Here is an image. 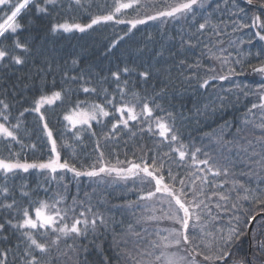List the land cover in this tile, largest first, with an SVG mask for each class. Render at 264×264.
<instances>
[{"label":"snow or ice","instance_id":"6c2138e0","mask_svg":"<svg viewBox=\"0 0 264 264\" xmlns=\"http://www.w3.org/2000/svg\"><path fill=\"white\" fill-rule=\"evenodd\" d=\"M70 0L68 9L75 7L87 13L85 22L51 23L48 31L53 34L80 33L90 34L96 31L98 26H107L111 22L113 25H126L123 35L111 39L104 46V55L112 56L126 37L134 35V31H140L139 25H147L148 21H159L162 25L169 21H188L190 28L195 31L190 32L185 38L180 36V47H194L193 38L199 43V37L204 34L214 35L217 38L226 34V29L231 28L232 32L243 29H256L253 33L258 41L264 42V2L255 5L254 0H245L246 5L258 8V12L250 17V23L244 22L247 12L236 4V0H99L95 7L99 10L93 14L89 9L95 0ZM235 8L232 12L229 8ZM213 5L215 7L213 8ZM221 5L225 10L230 11L229 23L221 19L213 23V16L221 11ZM7 11H4V9ZM64 8L62 0H0V66L9 67L11 65H24L29 59L39 54V49L35 50L30 45L29 39H20V33L29 28L33 16L52 17L53 13L60 14ZM211 9V11H209ZM133 18L129 19V11ZM25 20V23H21ZM224 28H221V25ZM253 36H249L247 41L229 42V47L236 48L237 59H232V52L224 47H219L218 52L213 51L214 47L223 45L224 41L216 39L215 43L207 48V55L219 62L222 74H213L206 77L199 75L201 63L197 60L187 67L192 69V74L185 77V81L191 83L196 80L197 87L207 89L215 81H228L232 88L229 91L235 92L237 98L240 95L256 97V102L251 103V107L246 109L242 124L252 127L259 132L255 139H246L239 146L235 153L236 158L243 159L241 153L247 160L249 170L247 175L249 183H242L236 178L228 179L231 168L235 167V162L224 158L223 163L195 144H186L182 139L175 124V118L171 112H165L163 106L156 102V98H162L165 90L162 88L154 96H139L132 92L131 95L136 103L125 101L128 93L125 91L129 83L128 79L136 73L145 83L154 77L153 65L138 67L130 66L127 62L116 64L109 69V76L100 78L98 83L107 81L109 78L117 85V94H110L108 89L101 87L98 91L93 86L90 69L80 68L76 74L72 70L76 69L81 60L78 54L70 56L64 61L65 70L62 73L60 85L53 77L49 84L45 75H40V84H24V88H33L34 95L28 107L22 111L17 110L15 104V92L9 95L7 90L0 93V144L8 149V155L0 154V210L9 213V218L0 220V233L9 228L17 231L23 237V254L20 257L21 264H54L53 253H61V244L67 245L68 240L87 239L89 233L95 236L98 228L106 225L105 217L92 211L91 206L84 207L77 214V199L72 198V203H67V197L54 198L51 202L36 201L35 204L30 199V193L21 188L22 198H29L27 204H21L16 198L15 191L9 185V180L16 176L19 171L28 172L29 169L41 170V173L48 172L60 174L61 178L67 173L73 174V179L88 178L101 182L111 178L116 184H121L124 188L129 186L136 196V203L128 205L134 210L139 209L142 213L137 224H147L156 222L157 227L151 233L142 229L155 238L149 240L151 250L143 249L137 256L126 253V258L132 260L133 264H245L244 261L232 259L233 248L241 236L247 235V229L253 226V221L258 220V226L264 228V79H262L253 89L244 83H237L233 78L244 73L242 65L248 63V67L253 74H258L264 78V47H261L254 55L256 64H251L249 58L253 56L251 47L244 52L240 46L247 43L253 44ZM151 40V34L145 38ZM10 41V43H6ZM141 49H137L140 51ZM219 53V54H218ZM227 53V55H225ZM124 55V53H122ZM163 55L162 52L157 53ZM70 60V67H67ZM47 71L52 72V61L47 57L44 59ZM185 60L180 61L184 65ZM239 66V71L237 70ZM44 70H41L43 72ZM158 71V70H157ZM215 73V68L209 69ZM31 81V77H29ZM72 85L77 87L73 88ZM123 85V86H121ZM88 96L103 95V102L97 103L89 99L72 100L71 97L79 94ZM223 105L224 97H220ZM67 102L70 107L63 114V131H54L49 125L46 115L49 108L59 106ZM205 105V108H209ZM139 109V110H137ZM259 111V122L254 123L249 119L256 116ZM25 113L34 114L35 120L39 122V130L43 134L45 147H48V159H41L40 162H21L18 153L12 151L13 144H22V131L26 134L27 128L24 124ZM157 113H163L158 115ZM114 118L108 133H105L103 140H111L117 130L129 127V122L134 121L141 125V131H147L160 138V144L167 146V151L155 153L150 158L142 156L139 162L135 160H120L117 156L115 163L106 157L98 139L95 146L96 159L89 165L81 164L77 168L73 162L78 153L76 146L81 142L83 132L93 131V122L102 124L104 118ZM225 127H228L226 124ZM237 129V135L241 132ZM70 132V136H69ZM135 135V133H133ZM216 143L229 148L233 141H226L221 130V135L216 137ZM35 148L36 145H31ZM202 157V158H201ZM172 164H176L174 171ZM202 166V167H201ZM186 167L187 171H181ZM224 177L218 181V178ZM255 177V186H252L251 178ZM199 182V183H197ZM225 185H229L225 191ZM255 204L260 211L248 212L244 204ZM213 207L217 211L213 212ZM34 212V214H33ZM221 212L228 214V223L221 227L218 223L223 220ZM162 223H168L171 227H159ZM211 225V227H209ZM243 225V227H242ZM129 230L134 225L129 224ZM139 236L140 233L136 232ZM255 239V233H252ZM7 240V237H4ZM76 252L74 245H67ZM19 247V245H17ZM256 248L259 255H264V240L256 241ZM175 249V251H170ZM10 249L0 250V264H8L7 256ZM87 251V249H85ZM103 257L100 264H110L108 257ZM78 256V253H77ZM120 253L117 254V259ZM85 264L87 261L85 259ZM255 264V258L250 262ZM264 264V261L261 262Z\"/></svg>","mask_w":264,"mask_h":264},{"label":"trees","instance_id":"16d2710c","mask_svg":"<svg viewBox=\"0 0 264 264\" xmlns=\"http://www.w3.org/2000/svg\"><path fill=\"white\" fill-rule=\"evenodd\" d=\"M256 2H264V0H254ZM64 8L60 10V14L53 13L52 17L33 16L32 23L29 28L24 29L20 33V39H29L30 45L35 50L39 49V54L34 58L29 59L24 65H11L9 67L0 66V93L7 90L9 95L15 92L16 111H22L28 107L31 98L34 95L33 88H24V84L33 83L35 86L40 84V75H45L49 84L53 77L60 85L62 73L65 70L64 61L74 54H78L81 63L76 69L72 70V74H76L80 68L90 69L93 86L108 89L110 94L116 95L117 101L120 96L117 94V85L109 78L107 81L98 83L100 78L109 76V69L114 68L116 64L127 62L130 66L136 65L143 67L144 65H153L154 77L152 80L145 83L133 73L128 79L129 83L125 91L128 95L125 97L126 102L136 103L131 93L136 92L139 96L152 97L156 92L162 88L165 93L162 98L157 97L156 102L163 106L165 112H171L175 118V124L180 132V135L186 144H195L197 147H202L210 155L215 157L218 161L223 163L224 158L235 162V167L231 168V173L228 177L229 180L236 178L242 183H249L250 178L242 173H247L249 167L247 166L246 157L241 153L243 159H237L235 153L238 151L239 146L244 143L241 137L246 139H255L259 132L256 131L252 124L244 127L242 121L246 109L251 107V103L256 102V97L249 95L245 97L237 95L233 91H229L232 85L228 81H215L212 86L207 89L197 87L196 80L193 79L191 83L185 81V77L192 74V69L187 67L188 64H193L197 60L200 61L201 67L199 75L201 77L210 76L213 74H222L220 72L221 65L219 62L211 59L206 53L207 48L205 45L211 47L216 39L224 41L223 45L213 48V51L218 52L219 47H224L232 52V59H237L236 48L229 47V42H238L239 40L247 41L249 36H253L256 29H243L238 32H232L229 27L226 29V34L217 38L214 35L204 34L199 37V43L196 38H193L194 47H180V36L184 35L187 38L190 32L195 31L190 28L188 21L180 20L179 22L169 21L167 24L162 25L159 21H148L147 25H139L140 31H134V35L126 37L125 41L114 50L112 56L104 55V46L113 38L123 35L126 30V25H113L111 22L107 26H98L96 31H90V34L84 35L80 33H64V34H51L48 29L51 23L68 22H85L87 13L73 7L68 9L70 0H62ZM95 0L93 6L89 9L93 14L98 13L95 7ZM236 4L240 8H244L247 15L244 17V22L250 23V17L258 12L255 7L245 5L238 0ZM85 6H88L85 0ZM215 5H213V8ZM229 8L235 12V8ZM4 11H7L5 8ZM130 15L129 19L133 18L131 10H128ZM211 11V9H209ZM2 14V13H0ZM230 11L225 10L221 5V11L216 12L213 16V23L223 20L225 24L229 23ZM25 23V20H21ZM224 28V25H221ZM151 34L152 39L146 40V36ZM10 43V41H6ZM244 52L248 51L251 47L253 56L249 58L251 64H256L255 53L264 47V42L258 41V38L253 36V44L249 46L247 43L240 46ZM141 49L137 51V49ZM162 52L163 55L158 56L157 53ZM124 53V55H122ZM219 54V53H218ZM227 55V53H225ZM47 57L52 61V72L47 71V66L44 59ZM185 60L184 65H180V61ZM67 67H70V60ZM244 73L236 76L233 79L237 83H244L251 88H255L257 84L264 78L258 74H253L248 67V63L242 65ZM215 68V73L209 69ZM41 70H44L41 72ZM158 70V71H157ZM239 71V66L237 68ZM31 77V81H29ZM123 86V85H121ZM73 88L77 87L72 85ZM220 97H224V103L221 105ZM94 100L97 103L103 102V95L88 96L85 94L74 95L72 100L80 99ZM59 106H52L46 113L49 125L54 131H63V114L68 110L70 105L65 102ZM209 105V108H205ZM139 110V109H137ZM162 115L163 113H157ZM259 111L257 110L256 116H250L253 124L259 122ZM115 122L114 118H104L102 124L93 122V131L96 136H92L91 132L81 133L82 140L76 146L78 153L77 158L73 161L77 168L81 164L87 166L96 159L94 151L96 142L99 139L106 157H110L112 162L115 163V158L118 156L120 160H135L139 162L142 156L150 158L153 154L167 151V146L160 144V138L157 135L148 133L146 130L141 131V125L134 121L129 122L128 128L121 127L117 130L116 135L109 141L105 142L103 136L108 133L111 124ZM27 133H21L22 144H13L11 146L14 153L19 154L21 162H40L41 159H48V147H45V140L43 134L39 130V122L35 120L34 114L30 115L25 113L24 119ZM228 127H225V125ZM241 128V132L237 135V129ZM223 135L226 141H233L231 145V153L228 147L221 146L216 143V137ZM135 133V135H133ZM70 136V132H69ZM35 144L36 147L32 148L31 145ZM0 154L8 155V149L5 145L0 144ZM202 158V157H201ZM173 170L177 168L176 164H172ZM202 167V166H201ZM182 173L187 171L184 167L181 169ZM224 177L218 178V181ZM255 177L251 178L252 186H255ZM199 183V182H197ZM9 185L13 188L18 202L27 204L29 198H22L20 195L21 188L30 193V199L35 204L36 201L51 202L54 198L61 196L67 197V203H72V198L77 199V214L80 210V202H83L84 207L91 206L92 211L99 213L105 217L106 225L103 228H98L95 236L89 233L87 239L68 240L67 245H74L76 252H73L65 244H61V253L67 255L53 253L54 264H100L102 256H106L110 260V264H133L132 260L126 258V253H131L132 256H137L140 250H151L149 240L155 238L148 235L154 228L157 227L156 222L147 224H137V218L142 214L139 209L129 207L130 204L136 203V196L133 189L129 186L124 188L121 184H116L107 178L106 181L101 182L98 180H89L88 178L73 179L72 173H67L61 178L60 174H56L53 179V174L44 172L38 169H29L28 172L19 171L15 177L9 180ZM229 185H225L227 191ZM244 208L248 212H259L260 209L255 204L245 203ZM217 209L213 207L215 213ZM34 214V212H33ZM224 217L219 221L221 227L228 223V214L221 212ZM9 218V213L0 210V220ZM129 224L134 225L132 230H129ZM159 227H171L168 223H162ZM211 227V225H209ZM243 227V225H242ZM147 229L148 233L142 231ZM139 232L137 236L134 233ZM255 233V239L252 233ZM7 237V240L4 237ZM251 252L253 257L257 258V263L261 264L264 261V255H259L256 248L257 240H264V228L258 226V220L254 221L251 228ZM247 235H243L237 241L233 248L232 259L237 261H244L247 256ZM19 245V247H17ZM23 237L19 232L9 228L7 231L0 233V250L10 249L8 252V264H21L20 257L23 254ZM87 249V251H85ZM78 253V256H77ZM120 253V258L117 259V254Z\"/></svg>","mask_w":264,"mask_h":264},{"label":"rangeland","instance_id":"374dc122","mask_svg":"<svg viewBox=\"0 0 264 264\" xmlns=\"http://www.w3.org/2000/svg\"><path fill=\"white\" fill-rule=\"evenodd\" d=\"M253 224H254V221H253ZM247 232H248L247 235L251 237V230L247 229ZM170 251H175V249H170ZM253 258H255V262L257 263V258L253 257L252 252H251V248H247V256L244 259L245 264H250V262L253 260Z\"/></svg>","mask_w":264,"mask_h":264},{"label":"bare ground","instance_id":"6f19581e","mask_svg":"<svg viewBox=\"0 0 264 264\" xmlns=\"http://www.w3.org/2000/svg\"><path fill=\"white\" fill-rule=\"evenodd\" d=\"M251 243H252V240H251V238H250V241H247L246 244H247V245H250Z\"/></svg>","mask_w":264,"mask_h":264},{"label":"water","instance_id":"95a60500","mask_svg":"<svg viewBox=\"0 0 264 264\" xmlns=\"http://www.w3.org/2000/svg\"><path fill=\"white\" fill-rule=\"evenodd\" d=\"M242 1H244L245 2V0H242ZM255 5H258L257 3H254Z\"/></svg>","mask_w":264,"mask_h":264}]
</instances>
